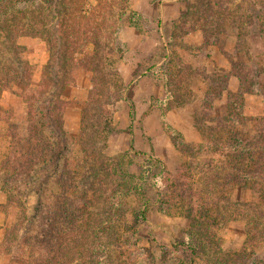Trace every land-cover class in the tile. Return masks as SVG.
Returning <instances> with one entry per match:
<instances>
[{"label":"rangeland","instance_id":"374dc122","mask_svg":"<svg viewBox=\"0 0 264 264\" xmlns=\"http://www.w3.org/2000/svg\"><path fill=\"white\" fill-rule=\"evenodd\" d=\"M71 4L72 17L76 20H87L94 15L113 23L100 24L98 34L89 27L87 33L79 37V48L84 45L85 37L88 41L81 58L89 57L93 50L99 51L100 57L98 53L95 57L90 54L91 64L82 67L84 64L80 63L79 67L73 66L67 76L59 75L65 85L56 95L61 110L57 111L55 120L63 127L69 143L64 162L75 170L77 182L91 173L90 184L94 182L97 186L102 181V186L108 188L107 184L118 180L121 172L122 178L139 188L137 193L123 198L126 217L121 222L126 230L131 229L125 231L124 236L130 239L129 243L134 242L129 248L130 255L135 257L134 264H238L239 260L249 264L252 257L244 260L241 255L252 252L261 260L259 264H264V238L259 237L256 243L251 241L247 233L252 226L240 215L225 219L217 227L211 225L215 238L204 250L192 255L184 245L190 242L192 227L198 219L201 225L212 223L205 221L206 216L198 215L215 208L210 194L202 190L201 173L208 168L205 164L221 166L226 162V154L212 152L214 142L203 141L197 129L211 128L217 129L216 133H225L232 126L243 133V140H251L259 132L264 136V0H61L57 5L60 16ZM101 6L104 10L96 13ZM205 6L215 10L219 17L223 14L220 18H225V24L217 28L219 34L215 35L216 27L200 15V8L206 9ZM222 7L228 9V14L221 11ZM23 8L25 10H20L18 15L21 21L28 22L29 12L43 19V25L37 24L31 30L38 28L39 32L48 34L57 26L52 5L33 0L14 6V9ZM63 18L59 23L61 31ZM23 32L17 36L15 48L0 34V59L3 54L18 67L21 66L17 65L18 60L24 64L17 72L24 74L26 80L16 83L13 91H4L0 97V107L12 112L11 122L21 135L26 134L30 123L20 94L32 93L33 110L42 112L48 106V86L51 85L45 83L48 86L40 88L45 78L43 73L50 68L46 76L52 78L61 63L50 62L51 52L43 38ZM97 62L99 64L94 65ZM91 65L93 70L101 71H92ZM102 74L109 75V80L105 79L108 85L104 87L95 83ZM80 75L85 79L84 84L89 81L93 88L74 94L72 89ZM223 83L228 94L221 91ZM44 89L45 94H35ZM233 99L236 103L231 105ZM231 109L230 115L238 117V124L228 122ZM85 112L99 113L102 117L106 129L99 137L105 136V143L96 141L98 136L94 137V143L79 140L80 116ZM75 115L79 119L77 129H73L72 124ZM44 121L51 123V119L44 118ZM47 127L49 131L50 126ZM5 128L6 123L0 122V132ZM172 132L181 134L182 138L174 137L175 140L182 142L183 139L194 151L188 149L185 155L181 145L171 154ZM147 133L154 142L143 139ZM202 142L205 148L197 149ZM148 144L151 152L145 151ZM7 145L2 143L0 154L6 153ZM82 149L86 151L84 155ZM181 170L186 175L182 178L184 183L179 181ZM46 187L43 193L26 194L23 199L26 214L31 216L35 207L50 202L55 187ZM214 188L215 193L230 196L234 203L249 204L250 212L264 221L263 192ZM94 190L102 197L100 188L94 187ZM196 190H202V195ZM5 207V196L0 193V240L16 217L15 209L2 213ZM144 207L146 220L142 221L134 214ZM91 209L96 214L98 206ZM131 256L122 257L125 264H131ZM8 259L0 255V264H7Z\"/></svg>","mask_w":264,"mask_h":264},{"label":"trees","instance_id":"16d2710c","mask_svg":"<svg viewBox=\"0 0 264 264\" xmlns=\"http://www.w3.org/2000/svg\"><path fill=\"white\" fill-rule=\"evenodd\" d=\"M31 1L33 0H0V34L2 33L6 40L14 45L12 48H15L16 38L24 33L23 31H26L29 36L43 38L51 52L50 62L57 60V63L59 61L61 63L57 65L58 71L52 78L46 76V74H50V68L43 73L45 78H42L40 88L48 86L45 83L51 85L48 86L50 87V90L48 89V106L44 107L42 112L33 110L31 106L32 93L20 94L25 104L27 120L30 123L25 135H21L18 127L11 122L12 112L5 111L0 107V122L6 123V128L0 132V148L2 143H8L6 153L0 154V193L6 199V211L2 213L8 214L10 210H16V217L12 225L4 231L0 240V255L9 257L7 264H125L126 261L122 257L124 255L131 256L129 248L131 245L134 246V242L129 243L130 239L124 236L125 231H131V229L126 230L124 225L121 226L122 220L124 221L126 217L123 198L129 193H137L139 188L134 186L132 181L130 183L122 178L121 172L118 173V180L107 184L108 188L102 186V181H99L97 186L94 182L90 184L91 173L88 176L85 175L80 182L75 181V170L69 169L64 162L68 155L66 152L69 144L66 141L67 135L63 127L59 126L55 120V118L58 119L57 111L61 110V104L56 100V95L59 93L60 87L65 85V81L59 75L65 73L67 76L73 66L79 67L80 63H83L82 67H85L92 63V56L95 57L97 53V56L100 57L101 55L99 51L93 50L92 54L90 53L92 56L89 54V57L81 58L84 48L88 47L86 46L88 41L85 37L84 45L79 48L80 35H85L89 27L95 34H98L100 24L103 26L105 22L107 24L113 22L109 19L97 18L94 15L87 20L80 21L79 18L76 20L72 17V4L69 7L66 6L60 16L57 5L61 0H41L52 5L57 21V26L53 28L51 33H41L37 30L38 28L31 30L37 24L43 25L41 17L38 18L37 15L29 12L28 22L26 20L21 21L18 15L21 14L20 10H25V8L14 9L16 4ZM103 6L98 7L96 13L103 11ZM39 7V5L36 6L37 9ZM205 8H200L202 11L200 15L204 19L207 18L209 25L216 27L215 35L219 34L217 28L225 24V18H220L223 14L219 17L215 10L209 6H205ZM227 10L221 8V11L226 12V14H228ZM61 17H64L63 31L59 30ZM91 37L92 35L89 36V38ZM209 37H212V34ZM212 45L218 47L216 43ZM219 50L223 51L220 47ZM87 52L85 50V53ZM72 54L75 57H72ZM15 55L16 53H14ZM0 63L1 97L4 91H13V85L18 82L23 83L26 78L24 74L17 72L24 67V64L19 60L17 65L20 64V67L16 66L12 59L4 58L2 54ZM98 64L99 62L94 65ZM93 68L92 65L89 67L94 72L101 71V69L93 70ZM99 77L101 79L97 78L95 83L97 85L101 83L103 87L107 86L109 81L106 80H109V75L102 74ZM221 85V91L228 94L226 85L224 83ZM90 88L92 89L93 86ZM40 91L37 90L35 94L37 92L38 94L46 93L45 89ZM229 97L230 99L233 98L232 95ZM235 101L233 99L231 105ZM231 111L232 109L228 111V118H230L228 122L238 124V117L231 116ZM44 118H47L48 121L51 119L50 125L44 121ZM92 120L95 121L92 123ZM102 120L99 113H95V115L89 112L82 113L79 140L82 142L86 139L94 143V137L98 136L96 141L105 143V136L101 139L99 137L103 133L105 134L106 129ZM47 126H50L49 131ZM197 130L203 141L207 139L209 142H214L210 148L212 152L226 154V162L221 166L205 164L208 168L201 173L205 185L202 186V190L205 191V194H210L215 208L214 211L211 210L207 214L201 212L198 214V210L196 213L199 216H206L205 221L209 220L212 223L201 225L198 219L195 226L192 227L193 236L190 242H184V245L187 246L192 255L195 251L204 250L205 245L215 238L214 231L210 229V226L217 227V224H222L225 219H231L232 216L236 215L242 216L247 225L252 226L249 227L247 234L251 241L258 242L259 237L264 238V221L250 212L252 207L249 204L234 203L230 200V196L225 197L215 193L214 187L218 186L221 190L257 189L260 193H264V136L259 132L251 140H243L241 137L243 133L232 126L228 127V131L225 133H216L215 130L217 129L212 130L211 128L207 131L199 128ZM174 137L182 138V135L172 132L171 141L175 148H179L181 145L184 147V150L181 149L183 154L186 155L188 149L194 151V147L192 148L183 139L180 142ZM196 147L201 150L205 148L203 142ZM84 153L86 151L82 149V154L84 155ZM85 162L87 163L88 160ZM117 164L120 168V163ZM179 176H181L180 183H184L182 178L186 175L182 170L179 171ZM46 185L55 187V190L50 194L52 198H50V202L35 207L33 215L26 214L23 201L26 194L30 192L43 193L44 189H47ZM94 187L100 188L99 193L102 197L96 195ZM202 190H196V193L201 196ZM94 205L98 206L96 214L91 209ZM145 214L146 208L144 207L137 215H134L139 220L145 221ZM121 237L122 240H120ZM201 241L204 242L199 243ZM250 257L252 258L249 264L251 262L259 264L261 261L253 252L241 255L244 260ZM129 261L134 264L135 257L131 256ZM238 264H245V262L239 260Z\"/></svg>","mask_w":264,"mask_h":264},{"label":"crops","instance_id":"0c3cea01","mask_svg":"<svg viewBox=\"0 0 264 264\" xmlns=\"http://www.w3.org/2000/svg\"><path fill=\"white\" fill-rule=\"evenodd\" d=\"M80 77H81V79H79ZM144 79L146 81L147 80L152 81L151 78H144ZM145 80H143V81L145 82ZM87 81H88V79H87ZM84 82H85V79H84L83 76L80 75V76L77 77V85H76V87H73V89H72L74 94H80L82 91H84V90H86L87 88L90 87L89 84H88L89 81H88L87 84L85 83L86 85L84 84ZM142 83L143 82L140 80L138 84L141 85ZM78 123H79V119L77 118V115H75V117L73 116V118H72V124L74 125L73 129L74 128L77 129ZM143 139H145L146 141H153V138L150 137L148 133H147V137L145 136V137H143ZM171 148H172V153L171 154L175 153L176 152L174 150L175 147H173V145H172ZM145 151L151 152V146L149 144L146 145ZM163 160H166V158L163 157Z\"/></svg>","mask_w":264,"mask_h":264}]
</instances>
